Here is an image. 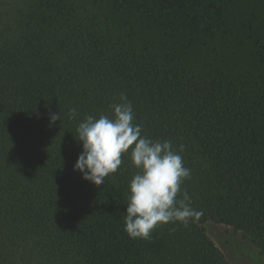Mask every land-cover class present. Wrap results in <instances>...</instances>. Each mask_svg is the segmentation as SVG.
<instances>
[{"label": "trees", "instance_id": "16d2710c", "mask_svg": "<svg viewBox=\"0 0 264 264\" xmlns=\"http://www.w3.org/2000/svg\"><path fill=\"white\" fill-rule=\"evenodd\" d=\"M121 94L184 145L202 212L148 240L124 230L130 151L104 185L74 170ZM207 220L264 238V0H0V264H230Z\"/></svg>", "mask_w": 264, "mask_h": 264}, {"label": "clouds", "instance_id": "9594fccd", "mask_svg": "<svg viewBox=\"0 0 264 264\" xmlns=\"http://www.w3.org/2000/svg\"><path fill=\"white\" fill-rule=\"evenodd\" d=\"M119 99L120 103L110 105L112 117L101 114L97 119L89 115L79 123L77 134L83 150L74 170L82 173L83 179L104 185L106 178L121 167L122 156L130 151L138 172L129 184L125 232L132 239L148 240L160 224L180 222L187 226L202 212L192 207L182 187L191 173L180 154L184 145L177 150L171 140H152L142 135L131 101L124 94ZM77 115L75 108L69 109L70 120ZM50 120H60L59 113L52 114Z\"/></svg>", "mask_w": 264, "mask_h": 264}, {"label": "rangeland", "instance_id": "374dc122", "mask_svg": "<svg viewBox=\"0 0 264 264\" xmlns=\"http://www.w3.org/2000/svg\"><path fill=\"white\" fill-rule=\"evenodd\" d=\"M204 227L230 264H264V238L256 239L214 220H207Z\"/></svg>", "mask_w": 264, "mask_h": 264}]
</instances>
